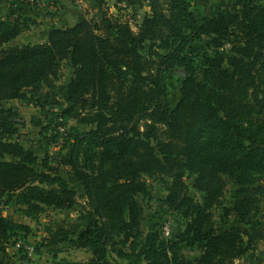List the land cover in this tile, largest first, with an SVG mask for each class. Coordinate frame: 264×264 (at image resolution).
<instances>
[{"label": "trees", "instance_id": "trees-1", "mask_svg": "<svg viewBox=\"0 0 264 264\" xmlns=\"http://www.w3.org/2000/svg\"><path fill=\"white\" fill-rule=\"evenodd\" d=\"M160 1L151 0V13L136 31L117 22L112 35L98 34L97 25L80 15L73 25L50 27L43 42L14 46L7 43L36 22L0 18V103L43 106L39 93L52 87L68 60L73 74L63 113L78 108L80 121L91 126L39 159L17 139L18 110L0 104V199L16 194L30 218L46 207L70 208L76 189L59 173L67 168L83 187L89 220L47 226V238L86 249L88 264H121L109 260L110 249L123 258L137 247L146 264H231L264 240V224L256 222L264 199V0L224 8L203 24L191 9L195 0H162L165 7ZM204 36L211 55L198 46ZM226 44L230 56L224 59L216 50ZM176 67L185 75L171 108L166 74ZM58 127L55 132L66 137ZM143 176H158L163 202L188 219L175 240L155 230L139 241L136 196L148 192ZM185 176L194 177L201 203L187 193ZM228 181L237 188L224 215L240 224L219 231L212 209ZM27 231L0 211V264L8 240ZM198 242L204 244L199 256L180 255L181 243Z\"/></svg>", "mask_w": 264, "mask_h": 264}, {"label": "rangeland", "instance_id": "rangeland-1", "mask_svg": "<svg viewBox=\"0 0 264 264\" xmlns=\"http://www.w3.org/2000/svg\"><path fill=\"white\" fill-rule=\"evenodd\" d=\"M153 1V0H152ZM247 0H195L191 9L199 24L207 22L224 8L237 9ZM151 0H0V18L9 16L29 17L35 20L27 30L18 35L7 46L21 45L24 43H38L46 40L48 29L52 26L63 27L73 25L78 16L84 15L97 25L98 34L112 35L114 25L117 22L127 23L133 30H137L142 19L151 13ZM161 7H165L162 0ZM144 53L147 52L149 42L144 45ZM198 46L206 55L212 51L208 47V37H202ZM217 54L226 58L230 56L229 45H224L216 50ZM73 68L68 60L60 63L58 79L52 87H44L39 93V99L43 106H34L20 101H2L4 107H14L18 110V134L20 143L33 150L39 159L46 155L52 156L63 146L71 141L74 134L81 133L91 128L89 124L82 123V112L74 108L70 112L66 102L67 83L72 78ZM185 73L182 68L176 67L171 74H166L167 99L169 106L173 108L180 99V87ZM63 113V114H62ZM35 118V120L33 119ZM49 124L46 130H41L42 124ZM143 121L140 122L142 129ZM65 127L67 136L55 132L57 127ZM65 137V138H64ZM37 171L39 166L34 167ZM59 173L76 189L77 198L75 204L67 209L46 207L35 218H30L22 212L23 206L16 202V194H7L0 199V211L5 218L25 224L29 227L27 233L21 232L12 237L5 244L2 252L4 264H88L91 254L86 249H77L67 242L52 245L47 238L46 227L55 226L60 222L81 223L86 225L88 211L91 210L85 196L83 187L68 173L67 168L60 167ZM148 185L147 194L136 196L140 206L141 241L148 232L157 230L160 238L175 240V237L184 230L188 219L183 215V210L170 209L163 202L166 194L164 184L158 176H143ZM194 177L185 176L187 193L194 201L202 202V193L194 191L192 187ZM237 187L232 182H227L219 204L212 209L213 216L219 231L233 225H239L237 217L233 214L224 215L223 208L229 207L233 200ZM256 222L264 224V199L261 202V210ZM168 229L169 234L163 232ZM118 238L114 240L117 241ZM203 242L187 245H179V253L187 259H193L203 252ZM122 247L115 245V248ZM138 248L130 252L126 249L127 257L118 258L114 250L109 251L110 261L116 260L121 264H146L138 253ZM250 253V254H249ZM235 259L231 264H264V240L258 242L252 252Z\"/></svg>", "mask_w": 264, "mask_h": 264}, {"label": "built area", "instance_id": "built-area-1", "mask_svg": "<svg viewBox=\"0 0 264 264\" xmlns=\"http://www.w3.org/2000/svg\"><path fill=\"white\" fill-rule=\"evenodd\" d=\"M228 45V44H227ZM58 130L60 131V133H65V127H62V126H60V127H58ZM165 235H168L169 234V231H168V229H165L164 230V232H163Z\"/></svg>", "mask_w": 264, "mask_h": 264}, {"label": "crops", "instance_id": "crops-1", "mask_svg": "<svg viewBox=\"0 0 264 264\" xmlns=\"http://www.w3.org/2000/svg\"><path fill=\"white\" fill-rule=\"evenodd\" d=\"M47 38V37H46ZM45 40V39H44ZM14 100H16V99H12V100H5V101H14ZM18 101V100H17Z\"/></svg>", "mask_w": 264, "mask_h": 264}]
</instances>
